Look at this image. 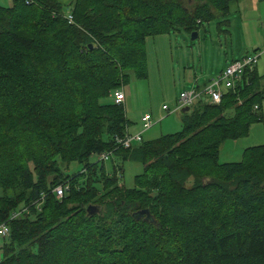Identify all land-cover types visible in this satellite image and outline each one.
Here are the masks:
<instances>
[{"label": "trees", "instance_id": "1", "mask_svg": "<svg viewBox=\"0 0 264 264\" xmlns=\"http://www.w3.org/2000/svg\"><path fill=\"white\" fill-rule=\"evenodd\" d=\"M235 1L0 5V264H264V143L217 163L221 143L261 121L254 69L219 104L180 112L179 132L113 142L129 123L109 94L145 78L143 40L192 33ZM106 153L110 173L95 158ZM127 160L142 167L131 189L115 178Z\"/></svg>", "mask_w": 264, "mask_h": 264}, {"label": "rangeland", "instance_id": "2", "mask_svg": "<svg viewBox=\"0 0 264 264\" xmlns=\"http://www.w3.org/2000/svg\"><path fill=\"white\" fill-rule=\"evenodd\" d=\"M11 1L0 0V5L7 7ZM58 1L67 5L70 0ZM67 9L63 6L62 11L66 12ZM194 32L196 36L193 39L190 38L191 33L175 30L148 36L143 40L145 78L137 80L129 74L121 87L124 115L129 123L126 131L129 134L140 133V118L145 113L150 116L152 125L140 133L141 141L148 142L162 135L179 132L180 112L167 114L161 106L172 112L179 93L194 89V80L199 87L214 78L225 65L239 60L242 55L255 53L259 55L255 68L261 79L263 96L258 103L261 121H252L246 136L225 141L218 147V164L239 163L244 149L264 143V0L235 1L229 5L225 16L216 15L201 22ZM220 87L225 91L223 84ZM195 107L197 104L189 110ZM89 161L95 160L90 158ZM120 165L121 178L118 184L124 189L133 188L135 177L142 171L141 164L127 160ZM103 166L105 172L112 171L110 161H105ZM80 168L78 164H68L63 167V173L73 175ZM76 181H84V175L78 176ZM4 240L0 238V247Z\"/></svg>", "mask_w": 264, "mask_h": 264}, {"label": "built area", "instance_id": "3", "mask_svg": "<svg viewBox=\"0 0 264 264\" xmlns=\"http://www.w3.org/2000/svg\"><path fill=\"white\" fill-rule=\"evenodd\" d=\"M24 4H28V0H24ZM63 17L67 24L72 23V18L68 10L64 12ZM258 57L259 55L255 53L244 55L239 60L228 64L219 74H217L202 87H194V89L180 92L177 98L176 107L172 112H169L165 106H162L161 109L169 114L180 112V109L185 107H187L189 111L190 107L197 103H203L208 106L219 104L222 96V90L220 87L221 84L224 85L226 91L231 93L238 91V88L242 87L243 84L246 86L248 84L246 76L251 72V70L254 69ZM110 97L113 104L119 105L123 103L124 96L121 89L112 92ZM236 102L239 104V99L237 97ZM140 122L141 132L147 130L152 125L151 118L147 114H144L140 118ZM140 133L129 134L126 131L122 137H114L113 142H115V144L122 149H128L132 145L141 142ZM109 155L110 153L99 154L96 155L95 158L98 161L105 162L109 159ZM115 178L117 179V182H119V179L121 178V173L119 170L115 171ZM65 190L66 187L56 186L53 188L52 193L56 199H61ZM25 209L26 208H23L22 210L25 211ZM17 215V213H12L10 215V219L17 217ZM7 234L8 230L6 224H0V238L4 239Z\"/></svg>", "mask_w": 264, "mask_h": 264}, {"label": "crops", "instance_id": "4", "mask_svg": "<svg viewBox=\"0 0 264 264\" xmlns=\"http://www.w3.org/2000/svg\"><path fill=\"white\" fill-rule=\"evenodd\" d=\"M8 2H9V1H8ZM61 4H62V3H61ZM67 10H68V9H67ZM243 56H244V55L240 56V58L243 57ZM240 58H239V59H240ZM256 64H257V62H256ZM226 66H227V65H225V67H226ZM255 67H256V65L254 66V70H255V73H256L255 75H256L257 78H258V81H257V83H256V89H257L258 92L262 93L261 88H260V80H261V79H260V76L258 75L257 69H256ZM221 71H222V69H220L218 72L220 73ZM218 72H216L215 74H217ZM219 73H218V74H219ZM215 74H214V75H215ZM259 79H260V80H259ZM194 82H195V87H198V86L196 85V84H197V83H196V80H194ZM205 84H206V83L202 84L201 86H199V88L202 87V86L205 85ZM226 92H227L226 90H225V91L222 90V94H224V93H226ZM179 94H180V93H179ZM178 96H179V95H178ZM123 102H124V101H123ZM176 103H177V101H176ZM122 106H123V103H122ZM162 106H163V105H162ZM162 106H161V107H162ZM175 107H176V106H175ZM144 114H145V113H144ZM144 114H143V115H144ZM143 115H142V116H143Z\"/></svg>", "mask_w": 264, "mask_h": 264}, {"label": "water", "instance_id": "5", "mask_svg": "<svg viewBox=\"0 0 264 264\" xmlns=\"http://www.w3.org/2000/svg\"><path fill=\"white\" fill-rule=\"evenodd\" d=\"M195 36H196L195 32H192L190 38L193 39V38H195ZM187 111H188V108L187 107L180 109V112L181 113H184V112H187ZM88 210H90V208H86V211H88ZM137 214L140 215V216L143 215V214L146 215L147 214V211L146 210L138 211Z\"/></svg>", "mask_w": 264, "mask_h": 264}]
</instances>
